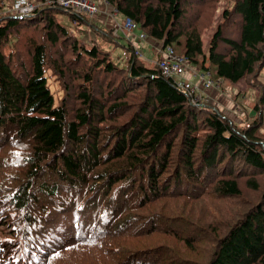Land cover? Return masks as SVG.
Here are the masks:
<instances>
[{
  "label": "trees",
  "instance_id": "trees-1",
  "mask_svg": "<svg viewBox=\"0 0 264 264\" xmlns=\"http://www.w3.org/2000/svg\"><path fill=\"white\" fill-rule=\"evenodd\" d=\"M104 1L218 85L264 68V0H234L223 17L240 18L238 37L219 27L208 52L184 25L187 0ZM59 15L87 20L47 7L0 19V264H264V188L246 204L238 180L260 190L261 121L241 128L195 102L130 43L118 67ZM26 27L43 35L29 40L28 63L9 47ZM47 73L77 83L73 108L66 94L55 105ZM101 73L123 80L106 90ZM230 203L240 213L223 221Z\"/></svg>",
  "mask_w": 264,
  "mask_h": 264
},
{
  "label": "rangeland",
  "instance_id": "rangeland-1",
  "mask_svg": "<svg viewBox=\"0 0 264 264\" xmlns=\"http://www.w3.org/2000/svg\"><path fill=\"white\" fill-rule=\"evenodd\" d=\"M188 4L185 3L186 10V19L184 25L186 27L193 26L201 32L203 43H204V51L208 52L210 41L218 30L219 27H223L224 36L227 38L235 39L238 37L239 28H240V18L238 16H234L231 19H225L224 12L232 9L234 0H187ZM14 0H0V19L7 18L9 16H13L12 14V6ZM101 3V2H100ZM40 8H45L41 6ZM47 8H55V7H47ZM106 11V10H105ZM121 16V15H120ZM87 17L85 23L76 22L75 20H71V18L67 15H59V21L68 27V30L72 32L74 36L84 45L85 48H92L97 46L103 52L109 53L110 60L113 61L118 67L126 68L128 66V53H127V44L124 39V35L121 32H117L114 27H111L108 22H105L102 17ZM100 20H103L102 22ZM109 35V36H108ZM120 35V40H118V36ZM126 38V37H125ZM30 39H35L36 41H43V35L40 30H36L35 28H23L21 32L11 39V43L9 47L14 52L15 56L23 59L25 63L29 61V53L27 44ZM127 39V38H126ZM117 41V44L115 43ZM128 40V39H127ZM141 46L140 50L143 53L142 59L145 60V63L149 66H154L159 62L158 54L159 50L162 49V44L155 45L154 40L138 41ZM131 44V43H130ZM134 46L133 44H131ZM135 47V46H134ZM225 49V45L222 46ZM149 48V49H148ZM156 48V49H155ZM159 49V50H158ZM55 53V50H53ZM63 54V52H62ZM162 55L161 53L159 54ZM65 60L69 59L71 53L68 51L64 53ZM192 69L189 72V77L191 79L192 74H196L197 72H201L203 75L208 73L202 70L200 67L189 65ZM74 67L72 70H74ZM200 68V69H199ZM78 69V68H77ZM80 71V69H78ZM70 76V74H69ZM68 76V77H69ZM68 77L65 81L68 83H63L62 80L57 82L55 77H52L47 73L48 78V86L52 91L55 97V105H58L61 99L65 98V96L72 97L73 85L74 83ZM64 78V77H63ZM123 80L122 74H115L111 76H106L104 73H101L98 77V85L100 84L105 87V89H109L111 84H114L115 87ZM193 81V80H190ZM200 82V81H199ZM111 83V84H110ZM264 83V68L260 69L255 75L247 77L245 80H242L238 84H234L230 81L222 82L219 84V88L212 89L214 91H218L224 97L222 100H219L215 97H210L211 92H209V96H202L198 91H190L194 97V101L202 100L207 104V106H216L219 108L227 117H230L231 120L244 128L249 124H252L256 121H261L262 130L261 135L264 139V110L260 115L256 106L260 104V95L261 88ZM110 84V85H109ZM67 86L69 87L66 88ZM98 86V87H99ZM108 86V87H107ZM76 87V86H75ZM205 91H212L206 90ZM74 93V92H73ZM66 94V95H65ZM227 97V98H226ZM259 101V102H258ZM71 105L73 108L75 106V98L72 97L70 99ZM237 107L238 109L234 108ZM248 168V167H247ZM235 170H242L244 172L249 171L248 169H244L243 164L237 163L235 165ZM240 186L243 191V199L241 202H246V204H254L257 202L260 197L261 189L264 188V176L258 177L257 181L260 185V190H254L247 185V178L245 176H241L238 178ZM239 204H242V203ZM219 203V202H218ZM223 205V202L219 203ZM231 204V203H230ZM238 205H232L230 207H235L233 211H230L229 216L224 218L221 216L223 221H231L237 218V214L240 213L241 208L237 207ZM230 207H226L229 209ZM243 207V206H242ZM245 208V207H244ZM242 212V211H241ZM204 248H207L206 243L203 244Z\"/></svg>",
  "mask_w": 264,
  "mask_h": 264
},
{
  "label": "built area",
  "instance_id": "built-area-1",
  "mask_svg": "<svg viewBox=\"0 0 264 264\" xmlns=\"http://www.w3.org/2000/svg\"><path fill=\"white\" fill-rule=\"evenodd\" d=\"M100 5H105L106 13L113 18H117L120 15L117 9L108 5L104 0H14L12 14L13 16L27 18L30 17L38 8L44 6L45 8L55 7L64 9L81 16L94 17L101 12ZM114 29L116 34H118L117 32H121L128 39V41L135 46H133V48L136 56L142 58L143 53L137 44H139L138 41L146 42L148 40V36L144 32H141L140 34L137 33V30L139 29L136 23L131 18L124 17L123 21L116 22ZM158 64L163 75L172 79L177 87L181 89L194 92L195 90L201 88L206 90L219 88V85L211 78L209 73H205L204 75L202 74L199 85L194 88L189 82L188 76L191 70L189 68L191 63L178 56L171 47L163 50V58L159 60Z\"/></svg>",
  "mask_w": 264,
  "mask_h": 264
},
{
  "label": "crops",
  "instance_id": "crops-1",
  "mask_svg": "<svg viewBox=\"0 0 264 264\" xmlns=\"http://www.w3.org/2000/svg\"><path fill=\"white\" fill-rule=\"evenodd\" d=\"M100 8H101V12H99V14H97L94 18H96V17H100L101 18L102 17V19H104L105 22H108L111 27H114L117 21H123L124 20V16H122L121 14H120L121 16L119 15L117 18H113L112 16L108 15L106 13V11H105V8H106L105 5H100ZM100 21L102 22L103 20H100ZM137 33L140 34L141 31L140 30H137ZM118 37H119L118 40H120V35ZM123 37L125 39L126 44H129L130 42L125 38V36H123ZM155 45L157 46L158 43L156 42ZM137 46L141 48V46L139 44H137ZM160 53L162 54L161 56L159 55ZM160 53L158 54V57H156L159 60L163 58V49L160 50ZM189 68L192 69L191 67H189ZM201 75H202L201 72H197L196 74H192L191 79L189 77V82L191 83V85H193L194 88H196V86L199 85V81L201 79ZM190 80H193V81H190ZM196 91H198L202 96H205V97L209 96L208 94H209V92H211L210 97H215V98H217L219 100H222L224 98L221 95V93L218 92V91L217 92L214 91V90H212V91H205V90H202V88L201 89H198ZM235 109H238V108L235 107L234 110Z\"/></svg>",
  "mask_w": 264,
  "mask_h": 264
}]
</instances>
